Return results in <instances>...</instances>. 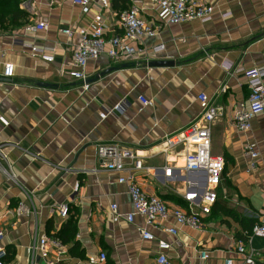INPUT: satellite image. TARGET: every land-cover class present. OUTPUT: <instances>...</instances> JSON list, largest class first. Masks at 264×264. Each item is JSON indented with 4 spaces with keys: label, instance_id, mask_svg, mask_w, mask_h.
Masks as SVG:
<instances>
[{
    "label": "crops",
    "instance_id": "1",
    "mask_svg": "<svg viewBox=\"0 0 264 264\" xmlns=\"http://www.w3.org/2000/svg\"><path fill=\"white\" fill-rule=\"evenodd\" d=\"M73 1L23 0L18 7L27 19L0 26V73L6 63L13 65L11 79L0 77V147L6 156L0 162L6 169L0 171V246L9 250L1 264H45L32 253L33 245L43 235L58 233L67 240L63 260L70 264L86 263L101 252L114 264H157L158 240L170 245L164 253L169 264H223L226 259L241 264L236 240L262 252L264 239L244 238L246 229L252 231L264 217V113L252 119L248 132H238L232 117L249 96L244 72L264 68V0H198L213 7L210 21L167 25L153 38L131 42L140 52L130 62L104 55L90 61L84 86L68 76L75 40L60 30H91L93 17L101 14L106 37L121 31L111 0L107 9ZM131 5L146 20L156 19L150 0H129ZM38 23L47 29L25 30ZM156 46L163 49L155 53ZM40 52L53 61H44ZM152 61L172 64L148 66ZM201 93L221 111L212 124L211 150L225 163L202 230L180 227L171 216L155 226L136 214L128 222L131 198L127 185L118 183L127 173L107 170L97 147L113 145L136 154L144 168L136 177L142 189L187 210L183 195L201 193L205 173L185 171L178 150L165 151L162 143L199 121ZM140 97L148 104L142 105ZM247 145L258 155L253 170L244 153ZM169 167L173 171L166 177ZM22 199L35 210L33 217L13 215ZM62 204L69 209L65 219L53 211ZM142 228L155 241L142 240ZM258 262L264 263V256Z\"/></svg>",
    "mask_w": 264,
    "mask_h": 264
},
{
    "label": "built area",
    "instance_id": "2",
    "mask_svg": "<svg viewBox=\"0 0 264 264\" xmlns=\"http://www.w3.org/2000/svg\"><path fill=\"white\" fill-rule=\"evenodd\" d=\"M74 4L79 6L96 5L101 9H107L110 6V0H74ZM155 6L156 19L146 20L142 12L135 5H131L126 11L122 12L118 19V28L121 35L106 37L104 35V23L101 14L93 17V28L88 29H64L61 34L67 38L75 40L72 52L73 70L68 73L70 79H73L83 86L88 75L86 66L92 60H96L104 55L114 62H130L140 51L130 45L131 42H139L143 38H153L162 27L167 25H178L190 21H200L206 23L211 20L213 7L198 0H150ZM229 14L224 15L227 17ZM47 25L38 23L34 26L27 25L26 31L35 32L46 30ZM163 46L153 47L152 51L157 53ZM39 52V51H38ZM41 53V57L46 62H52L53 57L46 53ZM2 54L0 53V62ZM0 77L11 79L13 77V65L6 63L3 66ZM249 96L246 104H241L234 111L232 122L238 132H248L251 129L252 119L264 113V68L252 67L244 72ZM197 100L202 107V115L198 122L190 125L179 135L166 137L162 143L165 151L178 150L177 154L183 162V169L187 172L203 171L206 176L205 189L197 194L194 192L184 193L183 199L188 203L187 210L179 207L168 206L160 197L146 193L136 177L138 172L143 170V163L129 151H121L113 145H99L96 149L97 157L102 161L103 166L110 171L127 173V176L118 179L119 184H126L128 194L131 198L133 213L126 216L128 222H132L133 215H139L143 218L147 226H155L160 220L171 216L176 225L187 227L194 231L202 230L203 219L208 217L211 209L217 200V189L220 185L224 171V159L221 156L212 154L211 150V128L214 121L220 116V109L209 104L205 94L198 95ZM142 105H147L148 100L140 97ZM118 109V108H116ZM244 153L249 155V168L255 169V159L258 155L253 146H245ZM128 160L129 164L125 161ZM6 161L2 148L0 147V162ZM0 171L6 173V169ZM8 171H10L8 165ZM173 168H165V176L170 177ZM78 190L76 184L74 192ZM197 200L199 202H197ZM116 207L111 206V210ZM68 205L62 204L54 208V213L61 219L68 215ZM35 210L24 199L18 200L13 209V215L17 219H26L33 217ZM165 231L170 235H176L174 228H166ZM4 236L0 229V242ZM251 236L264 239V217L260 223L253 226ZM140 237L144 241L153 242L155 237L151 232L142 228ZM157 249L159 255L156 259L157 264H169L165 252L170 249V245L158 240ZM53 252L54 258L50 257ZM65 245L56 236L43 235L36 239L32 253L39 256L45 264H70L63 260L66 254ZM234 252L240 256L241 264H257L258 260L264 256L262 252H255L248 243L242 240L234 241ZM6 251L0 246V264L5 258ZM201 260L206 259V252L200 253ZM106 261V254L101 252L96 258L89 259L86 263L76 264H103ZM223 264H233L232 259H226Z\"/></svg>",
    "mask_w": 264,
    "mask_h": 264
},
{
    "label": "trees",
    "instance_id": "3",
    "mask_svg": "<svg viewBox=\"0 0 264 264\" xmlns=\"http://www.w3.org/2000/svg\"><path fill=\"white\" fill-rule=\"evenodd\" d=\"M22 1L23 0H0V26H2L6 22L14 24L19 19L20 20L27 19L28 14L20 10L18 7L19 3H21ZM128 5H129V0H111V7L117 13L118 17L122 12L128 9L129 7ZM7 16L9 17L6 18ZM224 171H225V163H224ZM245 233L246 235L244 239L247 240L249 235L251 234V230L246 229ZM58 235L59 236L57 237H59L62 243L65 244L67 240L60 233H58ZM6 254L7 255L9 254L8 249H6ZM10 256L12 257L13 253H11ZM105 264H114V263L112 261H106ZM257 264H264V263L258 262Z\"/></svg>",
    "mask_w": 264,
    "mask_h": 264
},
{
    "label": "water",
    "instance_id": "4",
    "mask_svg": "<svg viewBox=\"0 0 264 264\" xmlns=\"http://www.w3.org/2000/svg\"><path fill=\"white\" fill-rule=\"evenodd\" d=\"M148 64H149L148 66L160 67V66H167L168 64H172V63L162 62V61H152V62H150ZM113 70H114V68H111V69L107 70L106 72L102 73L100 76H102V75H104L106 73H109V72H111ZM189 173H195V172L190 171Z\"/></svg>",
    "mask_w": 264,
    "mask_h": 264
}]
</instances>
